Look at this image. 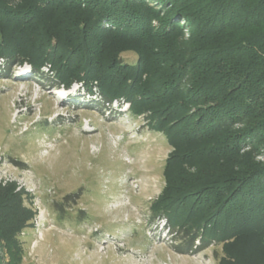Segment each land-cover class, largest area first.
I'll list each match as a JSON object with an SVG mask.
<instances>
[{
	"label": "trees",
	"instance_id": "16d2710c",
	"mask_svg": "<svg viewBox=\"0 0 264 264\" xmlns=\"http://www.w3.org/2000/svg\"><path fill=\"white\" fill-rule=\"evenodd\" d=\"M0 59L6 78L28 64L145 115L173 148L152 220L167 217L181 253L218 245V264H264V0H0ZM24 201L0 184V264L23 258Z\"/></svg>",
	"mask_w": 264,
	"mask_h": 264
},
{
	"label": "rangeland",
	"instance_id": "374dc122",
	"mask_svg": "<svg viewBox=\"0 0 264 264\" xmlns=\"http://www.w3.org/2000/svg\"><path fill=\"white\" fill-rule=\"evenodd\" d=\"M122 58L136 61L132 52ZM3 63L0 59V178H28L22 171H31L47 219L41 216L36 228L38 213L24 198L35 216L19 235L20 264H164L168 259L177 264L174 253L194 264H217L221 246L181 253L176 249L181 234L152 220L151 205L165 186V162L173 148L163 133L148 127L145 115L134 116L128 104L104 109L101 98L79 83L69 90L58 87L68 93L63 99L50 79L36 78L28 64L15 66L6 78ZM257 160L264 163V151ZM68 194L77 195L62 213L55 204ZM109 235L122 242L106 241ZM165 235L170 241H160ZM98 245L106 249L101 252ZM133 251L146 260L139 261Z\"/></svg>",
	"mask_w": 264,
	"mask_h": 264
},
{
	"label": "built area",
	"instance_id": "2783aa9c",
	"mask_svg": "<svg viewBox=\"0 0 264 264\" xmlns=\"http://www.w3.org/2000/svg\"><path fill=\"white\" fill-rule=\"evenodd\" d=\"M26 67H27V65H24V68H26ZM76 84H78V83H76ZM76 84H74V86ZM22 172L23 173H27V177L29 179L26 178V176H16V177H9V178L5 177V179L4 178H2V179L0 178V184L1 183H3V184H15L16 187H18L17 188V191L18 192H21L23 194V197L24 198L25 197H29L32 200V203L34 205L33 208L38 213V217H37V220H36V228H40L41 223L39 221L42 220V218H40V217L43 216V220L44 221H46L47 219L44 216V212H43V209L44 208L42 206V203L40 201V198H38L39 188H38L37 184L32 180V178L30 176H28V173H31V171L23 170ZM1 174H2V165H1V162H0V175ZM160 221H162L164 227L167 226V225L169 226V221H168V219L165 216H161V217H159L157 219V223H159ZM46 223H47V221H46ZM157 223H155V224H157ZM163 226H162V228H164ZM168 238H170V237H167L166 236L164 238L163 236L162 237L160 236V241L161 240H165V239L168 240V241H170V239H168ZM107 240L108 241L110 240V241L116 243L117 246H118V244H120L122 242V240L120 238H118L117 236H111V235L107 236L106 241ZM105 246L106 245H98V247H99V249H100L101 252L106 249ZM132 254H133V256L136 255V257L138 258L139 261L144 260V259L146 260V256L143 255V254H141V253H137V252L135 253L133 251ZM164 264H173V263L171 262L170 259H168V261L165 262Z\"/></svg>",
	"mask_w": 264,
	"mask_h": 264
},
{
	"label": "crops",
	"instance_id": "0c3cea01",
	"mask_svg": "<svg viewBox=\"0 0 264 264\" xmlns=\"http://www.w3.org/2000/svg\"><path fill=\"white\" fill-rule=\"evenodd\" d=\"M172 257L174 259V261L177 263V264H194V262L191 260V258L189 257H186V256H180L178 254H172ZM218 258H216V261H217V264H218ZM215 261V262H216Z\"/></svg>",
	"mask_w": 264,
	"mask_h": 264
}]
</instances>
